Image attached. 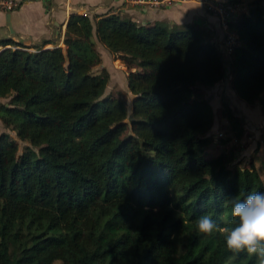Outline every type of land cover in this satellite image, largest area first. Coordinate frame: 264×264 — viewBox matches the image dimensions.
Wrapping results in <instances>:
<instances>
[{"label": "trees", "instance_id": "obj_1", "mask_svg": "<svg viewBox=\"0 0 264 264\" xmlns=\"http://www.w3.org/2000/svg\"><path fill=\"white\" fill-rule=\"evenodd\" d=\"M255 9L229 23L242 40L230 68L264 113V6ZM94 20L71 13L65 49L0 39V119L29 142L19 153L0 129V264H258L228 250L226 233L197 228L207 215L231 229V200L264 191L253 160L206 151L215 114L202 85L225 77L220 50L194 22ZM94 33L129 69L130 113L103 95L110 73L92 70ZM222 103L239 140L244 117Z\"/></svg>", "mask_w": 264, "mask_h": 264}, {"label": "crops", "instance_id": "obj_2", "mask_svg": "<svg viewBox=\"0 0 264 264\" xmlns=\"http://www.w3.org/2000/svg\"><path fill=\"white\" fill-rule=\"evenodd\" d=\"M218 1L227 3L230 0ZM240 1V14L245 12L254 15L257 2L264 6V0ZM106 12H118L142 25L156 21L170 24L194 22L215 43L224 63L231 61V53L223 43L226 30L220 18L207 11L203 0H165L157 5L141 3L139 0H20V5L13 10L0 8V39L12 38L25 45L43 44L44 47L60 46L65 49L64 36L71 13L88 14L95 22L97 14ZM94 39L100 51L103 43L95 33ZM2 48L3 45H0V50ZM105 51L107 55L113 54L110 50ZM220 81L215 82L216 85Z\"/></svg>", "mask_w": 264, "mask_h": 264}, {"label": "rangeland", "instance_id": "obj_3", "mask_svg": "<svg viewBox=\"0 0 264 264\" xmlns=\"http://www.w3.org/2000/svg\"><path fill=\"white\" fill-rule=\"evenodd\" d=\"M102 46L100 53L103 58L92 70L95 73L101 72L104 68L109 71L110 77L103 95L116 93L124 100L130 113L134 94L127 85L129 69L120 58H116L114 53L107 55L108 53L105 50L110 52L109 49L104 44ZM225 66V77L218 85H216L217 83L202 85L203 95L210 100L215 114L214 122L207 132L208 135H211L212 142L208 145L206 151L208 154H214L220 152V150L235 149L236 157L233 163L247 165L250 160H253L264 180V113L259 102L250 104L239 95L232 84L233 77L229 60L225 61ZM223 100H227L237 114L244 117L246 130L239 140L233 135L227 118L222 115ZM0 129L8 131L18 140L19 153L25 145L29 144L28 141L19 139L15 131L6 128L1 119ZM55 264H60V261L55 262Z\"/></svg>", "mask_w": 264, "mask_h": 264}, {"label": "clouds", "instance_id": "obj_4", "mask_svg": "<svg viewBox=\"0 0 264 264\" xmlns=\"http://www.w3.org/2000/svg\"><path fill=\"white\" fill-rule=\"evenodd\" d=\"M230 203V214L236 221L231 229L220 227L204 215L198 218V231L206 235L226 233L228 250L254 256L258 264H264V191L249 193L243 199L233 198Z\"/></svg>", "mask_w": 264, "mask_h": 264}, {"label": "built area", "instance_id": "obj_5", "mask_svg": "<svg viewBox=\"0 0 264 264\" xmlns=\"http://www.w3.org/2000/svg\"><path fill=\"white\" fill-rule=\"evenodd\" d=\"M141 3H148L157 5L165 0H139ZM170 1V0H168ZM208 12L217 15L222 24L225 32L223 40L226 50L231 53L235 46L241 45L242 40L239 35L229 28V23L238 19L240 14L239 8L241 5L240 0H230L227 3H222L218 0H203ZM20 5V0H0V8L4 10H13ZM221 134V133H220Z\"/></svg>", "mask_w": 264, "mask_h": 264}]
</instances>
